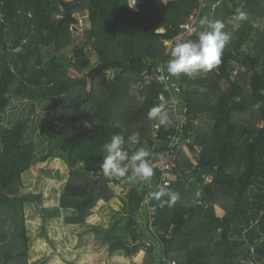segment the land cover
I'll use <instances>...</instances> for the list:
<instances>
[{"label":"trees","instance_id":"16d2710c","mask_svg":"<svg viewBox=\"0 0 264 264\" xmlns=\"http://www.w3.org/2000/svg\"><path fill=\"white\" fill-rule=\"evenodd\" d=\"M208 2L197 16L200 29L203 18L221 20L231 35L221 63L172 77L167 43H178L198 0H134L135 8L130 0H0V264H46L31 262L27 208L34 206L22 189L37 163L55 160L64 171L43 173L64 182L60 205L35 209L45 237L63 220L132 264H264V0ZM237 9L246 20L235 17ZM91 45L99 69L90 78L70 77L73 63L83 72L95 67ZM157 74L167 83H148L146 76ZM136 82L141 88L132 89ZM17 101L35 118L13 122L9 110ZM170 102L188 116L185 123L175 125ZM155 105L166 110V125L149 119ZM38 108L52 115L47 124ZM44 124L40 158L32 136ZM132 131L141 143L126 148L145 147L150 162L171 151L174 139L184 141L173 153L169 186L158 189L162 173L154 169L146 182L131 173L104 175V145ZM118 188L127 193L121 209H110L108 226L93 224L95 210L118 197ZM161 190L180 199L161 207L168 197L150 195ZM148 241L153 246L145 250Z\"/></svg>","mask_w":264,"mask_h":264},{"label":"rangeland","instance_id":"374dc122","mask_svg":"<svg viewBox=\"0 0 264 264\" xmlns=\"http://www.w3.org/2000/svg\"><path fill=\"white\" fill-rule=\"evenodd\" d=\"M167 3L170 0H163ZM130 4L135 8L134 0H130ZM84 20V19H83ZM234 21V20H233ZM82 34L81 32H79ZM89 52L93 55V61L95 67L88 71H80L73 63L69 75L72 78H81L85 76L87 78L92 77L91 75L99 69L98 57L94 52L93 46L89 47ZM27 107L22 101H17L13 107L10 108L9 113L12 115L11 120L13 122L24 116H32L30 111L25 110ZM37 114L41 115L44 119L45 124L52 119V115L44 113L40 108L37 109ZM47 122V123H46ZM45 124L39 129V131L32 136V138L38 144V152L40 158L46 155L45 147L46 141L42 137V132H45ZM45 141V142H44ZM43 152V153H42ZM64 166L60 161L37 163L27 174H25L24 186L22 189V195L25 200L34 206V209L27 208V223L29 225L30 233L34 237V242L31 250V262L32 263H43L46 264H132L131 260L123 256V259H115V256H110L107 252V247L101 250L102 243H95L94 239L90 235L80 236L83 231L80 228L69 226L64 223L63 220L57 221L49 226L48 236L42 235V220L39 214H36V208H53L60 205V189L64 182H57L55 179H51L49 176L43 173V170L52 171H64ZM127 193L118 188V197L113 199L111 203L105 204L103 202L95 210L98 217H93L91 222L103 221L105 226H108L111 220V210L118 212L124 200L126 199ZM103 206V207H102ZM219 215H223L219 209H217ZM107 246V245H106ZM142 256H138L136 262H143L144 253Z\"/></svg>","mask_w":264,"mask_h":264},{"label":"clouds","instance_id":"9594fccd","mask_svg":"<svg viewBox=\"0 0 264 264\" xmlns=\"http://www.w3.org/2000/svg\"><path fill=\"white\" fill-rule=\"evenodd\" d=\"M237 14L241 21L247 19V13L237 9ZM205 30L200 32L198 39L178 42L171 50V59L166 65L167 73L172 77L181 75L192 76L198 72H211L220 63L226 46L230 43L231 35L226 32L225 25L221 20L211 21L203 18L200 21ZM139 82L131 85L132 89L141 88ZM146 97L138 96L142 103ZM149 119H156L158 126L166 125L169 117L166 110L161 105H155L149 109ZM141 134L139 131H132L131 134H113L109 142L104 145L105 155L102 158L101 170L105 176L124 177L131 173L132 176L140 179H148L153 176V168L149 157L152 155L145 147H138L135 151H129L127 145H139ZM156 199L161 200L167 196L168 199L162 201L161 207L167 204L174 206L180 199V194L173 191H156L150 193ZM155 211V209H152Z\"/></svg>","mask_w":264,"mask_h":264},{"label":"built area","instance_id":"2783aa9c","mask_svg":"<svg viewBox=\"0 0 264 264\" xmlns=\"http://www.w3.org/2000/svg\"><path fill=\"white\" fill-rule=\"evenodd\" d=\"M198 1L200 4L199 9H197L195 11V16H194V18H192V22L183 25L182 32L175 39L176 42L186 41L189 38H192V37L196 36L197 34H200V32H202V30L198 26V21H197L198 17L197 16L201 13V11L203 9L208 7L209 2H208V0H198ZM215 7H216V5L213 6V8H215ZM237 16H238V14L235 15V17H237ZM75 29L78 32L83 33V29H81V27H80V29L79 28H75ZM172 46H173V41L167 43V47H168L169 51L172 49ZM238 72H239V70H236L234 72V75H237ZM146 80L148 81V83L157 81L161 84H166L168 81L167 77L163 74L146 76ZM165 106H166V104H165ZM177 106H178L177 102H170L168 104V107L175 111V121H174L175 125L185 123L188 120V116H186L185 114L179 115V110H178ZM189 141L190 140L188 139L187 142H189ZM183 143H184V141H181V139H179V138L174 139L172 144H171V147H172L171 151H168L166 153V155H164V157H162L161 159H157V160L150 162L152 168L155 171L162 173L161 180L158 183V189L169 186L170 172L175 167V157H174L173 153L175 152V149H177V148L178 149L184 148V146H186V144L185 143L183 144ZM141 181L146 182L145 179H141ZM152 246H153L152 241H148L144 248H145V250H147V249H150ZM164 263L165 264H176V262L171 261L170 259H164Z\"/></svg>","mask_w":264,"mask_h":264},{"label":"crops","instance_id":"0c3cea01","mask_svg":"<svg viewBox=\"0 0 264 264\" xmlns=\"http://www.w3.org/2000/svg\"><path fill=\"white\" fill-rule=\"evenodd\" d=\"M102 204H103V206H104L106 203L103 202ZM103 206H102V207H103ZM217 209H219L220 212H221L222 214H224V211H223L221 208L217 207ZM217 215H218V216H221V215H219L218 211H217ZM95 216L98 217V219H100L99 216H98V214L95 212V214L92 216L91 220H92L93 217H95ZM100 220H101V219H100ZM101 222H103V221H101ZM101 222L98 221L97 223H101ZM92 223H93V224H97L96 222H93V221H92ZM80 236H81V235H80ZM94 241H95V240H94ZM95 243H97V241H95ZM97 244H99V243H97ZM104 247H105V248L107 247V252H108V246H105V245H103V244L101 245V250H103ZM108 254H109V253H108ZM110 256H115V255H110ZM123 256H124L125 258H127L125 255H123V254H119V253H118V254L116 255V258H115V259H119V258H120V260H121V259H123ZM138 256H142V255L139 254ZM138 256H137V257H138ZM137 257H136V260H137ZM123 260H125V261H129L130 259L127 258V259H123ZM131 262H132V261H131Z\"/></svg>","mask_w":264,"mask_h":264}]
</instances>
